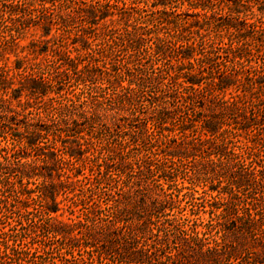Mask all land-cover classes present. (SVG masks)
Here are the masks:
<instances>
[{"label": "trees", "instance_id": "trees-1", "mask_svg": "<svg viewBox=\"0 0 264 264\" xmlns=\"http://www.w3.org/2000/svg\"><path fill=\"white\" fill-rule=\"evenodd\" d=\"M147 82L164 86L151 102L152 119L138 95ZM105 86L114 91L108 97L85 93ZM107 102L121 113L107 130L153 120L139 154H132L138 142L124 135L119 148L102 145L96 118L76 114L89 103L107 110ZM0 112L7 116L0 122V204L11 191L19 202L8 203L15 210L0 206V219L39 214L19 224H37L41 240L65 242L11 244L0 248V264H89L84 255L94 262L93 239L109 227L94 210L111 207L89 204L83 192L123 178L116 193L122 209L112 211L111 222L136 224L143 235L163 201H174L165 199L173 196L170 185H157V178H197L190 163L209 165L222 180L220 190L213 183L203 189L209 201H242L224 211L211 202L201 211L212 215L186 241L191 255L170 252L161 260L264 264V0H0ZM115 157L125 162L113 173L104 162ZM139 175L142 182L134 180ZM66 212L75 219L65 221ZM217 224L219 239L211 235ZM118 229L103 233V253L120 244L125 263L143 259L145 246ZM228 235L233 243L222 246ZM54 251L61 255L50 263Z\"/></svg>", "mask_w": 264, "mask_h": 264}, {"label": "rangeland", "instance_id": "rangeland-1", "mask_svg": "<svg viewBox=\"0 0 264 264\" xmlns=\"http://www.w3.org/2000/svg\"><path fill=\"white\" fill-rule=\"evenodd\" d=\"M30 39L31 37L28 36L27 41L22 42V44H26ZM146 84H148L146 85L147 87L140 89L138 95L141 96L144 101V104L146 105L145 109L143 107L142 112H146L148 116L152 119L151 113H154V110H152L151 102H153L154 98L159 95L161 88H163L164 86H162L161 83L156 84V82H147ZM90 86H93V84H90ZM77 87L78 85L74 84L72 90L76 89ZM93 88L94 89L87 88L85 93L90 92V95L92 96L97 95L108 97L109 94H112L114 92L112 88L107 86H105V88L101 90H96V87ZM107 103V110H102L100 109V107H97V105H92L91 103H89V106L92 108H86V106L80 105L76 109V114H81L87 117L93 116V118H96V123L98 124L97 131H99L97 137H99V139L101 140L100 143L102 145L104 144L107 146L111 144L110 142H112L114 143L112 144V146L119 148V145L115 143L117 142V140H121L122 135H124L125 138H134V141L138 142L137 146L132 145V154H139L144 149V145L141 144L143 135L145 133L144 128L146 127L147 123L148 126H150L153 120L147 117H142L143 120L134 119L133 123H129L130 125L127 126L126 130L119 127L114 128L112 130H107L108 128L106 127V123L110 124L112 121L115 120L118 122V118L121 116V113L118 114V112L120 111H117L116 107H109L110 102ZM159 109H161V107H158V110ZM6 118L7 116L0 112L1 124L7 123ZM108 131H111L112 134L109 135V133H107ZM123 131L125 132L124 134ZM105 136H108V138L110 139L107 140ZM102 139L105 140L102 141ZM131 158L133 159L132 156L124 159H126V162H133L130 160ZM115 159L116 157L114 159H107L106 162H104L108 166V170L113 173L116 168H122V166H124L123 163L125 162V160L119 162V160ZM94 161H96V159H94ZM94 164V162H90L87 166H93ZM82 165L86 166V164ZM188 168H196L197 170H199L200 174L198 175V177H185L181 173H178V175H175L176 177L169 179L170 181H165L161 178H157V185L162 184L165 188H167L166 184L170 185L171 190L168 193H172L173 196H167L165 199H167L168 201L171 197H173L174 201L170 203L163 201V206H165V208L162 209L160 213L153 219V224H147V232L143 235L140 233V231H138L139 228L142 227H138L136 226V224L125 222L114 223L113 221L111 222V220L113 219L112 211L116 213L118 211H121L122 209V205L117 203V199L119 197L116 193L119 192L118 194H122V186H124L122 184L123 178H118L116 175H114L115 181L112 180L111 182L103 183L100 186L98 184H95L94 190L92 192H83V195H86L89 204L97 202L98 200L102 203H108V206L111 207L110 212H100L96 209L94 210L95 220H98V218H102L103 221L101 224H107V226L109 227L105 230H97L98 233H96L95 239H93V244L95 245V247H97L94 262L88 260L89 256L87 255H84L83 259L88 261L89 264H168V261L164 262L161 260L164 254L170 252H178L180 253L181 259L187 258L189 255H191L192 252L186 243V241H188V239L190 238L191 231L202 230L203 221L208 219L212 215L204 214L201 211L211 210L210 204L212 202L209 201L211 199L209 195L203 193V189H206L208 185H211V183H213L215 184L214 186H216V188L220 190L222 186H224V184L221 183L222 180L220 178H217L215 174L212 173L211 167L209 165L203 166L202 164L200 165L190 163L188 164ZM217 170H219V168H217ZM83 173L88 174L89 170L85 167L83 169ZM142 179L143 177L139 175L135 177L134 180L142 182ZM151 185L153 186V184ZM184 186L185 188L190 187V190H185L184 188H182ZM158 190L159 189L157 187H153L154 192H157ZM3 195L4 199H2L3 202L0 204V206L9 207L10 210H15L16 206H19V202H13L15 200V194L12 191L10 193L5 192ZM217 198L218 199H216L212 203L214 205H217L216 207L219 209V211L228 210L229 208H232L233 205L237 204L239 201H242L241 195L240 200H230L228 202L222 199V196H219ZM130 202H133V200H130ZM147 202L149 203V200ZM8 203H12L15 208L11 207V205H8ZM40 205H43V202L38 200L34 207L39 208ZM39 217V214H23L22 217L18 218V214L12 213L8 215L7 218L0 219L1 250L5 249L6 246H10L11 244H16L17 246L28 245V247L32 248H41L42 242L47 239V243L50 246H62L65 242H58L57 239L53 238L51 235L46 236V238H44L43 235L42 240L38 238L37 235L34 234V231L38 229L36 228L37 224H19L20 219L26 222V220L29 221L31 219H40ZM70 217L75 219L74 216H71L68 212H66L63 219L67 221ZM218 224H225V219L219 222ZM218 224L217 226L215 225L216 229L211 234L216 239H219L220 237L218 238V236H221V234L219 233L220 227L218 226ZM47 225L48 224H44V226ZM117 227H119L117 232L119 236L128 238L132 244L136 239V242L138 241L140 245L143 244L145 246L146 252L144 254L143 259H141L140 261L125 263L124 261L127 260V257L125 258L124 251L122 250V246L120 244H116L113 248L112 246H110L108 249V253H103L105 244L107 243L106 239L103 236V233L109 232V230L114 231ZM5 232H7V234ZM231 243H233V237L231 235L224 236L222 238V246H229ZM60 253H58L57 251L52 252V254L50 253L47 257L48 261L51 263L52 256L57 258L59 255H61ZM8 262L9 264H15V262H12L10 260H8Z\"/></svg>", "mask_w": 264, "mask_h": 264}]
</instances>
